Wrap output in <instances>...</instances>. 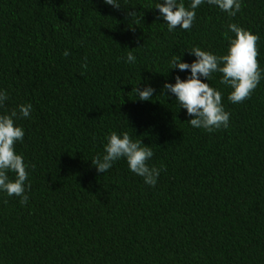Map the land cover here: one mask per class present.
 Returning a JSON list of instances; mask_svg holds the SVG:
<instances>
[{"label":"trees","instance_id":"trees-1","mask_svg":"<svg viewBox=\"0 0 264 264\" xmlns=\"http://www.w3.org/2000/svg\"><path fill=\"white\" fill-rule=\"evenodd\" d=\"M156 2L0 0V114L33 108L16 121L28 202L0 194V264H264V79L233 104L212 75L229 126L211 133L162 87L185 77L169 61L191 63L187 49L224 54L229 23L258 37L264 69V0H241L234 17L202 4L171 33ZM146 84L153 97L140 101L132 90ZM113 131L151 148L154 187L123 159L96 171Z\"/></svg>","mask_w":264,"mask_h":264},{"label":"clouds","instance_id":"clouds-1","mask_svg":"<svg viewBox=\"0 0 264 264\" xmlns=\"http://www.w3.org/2000/svg\"><path fill=\"white\" fill-rule=\"evenodd\" d=\"M103 2L113 8L120 7L119 0ZM205 3L217 7L229 17L236 16L241 8V0H190L187 7L183 0H157L155 9L171 33L189 30L195 20V10ZM227 31L233 35L226 36L227 49L224 54L216 55L199 47L187 49L188 55L195 57L191 63L181 62L180 56H174L169 61V70L184 72L185 77L181 79L176 75L173 77L174 83L165 82L162 86L175 97L179 108L186 110L188 124L209 133L229 126V113L222 104V94L208 83L213 74H221L219 83L231 89L227 100L233 104L247 99L261 79H264V69L259 68L256 59L258 37L235 23H229ZM68 54L67 51L63 52L64 56ZM125 62H136L132 50L127 52ZM132 91L140 101H149L154 89L146 84L142 89L134 87ZM7 99L6 90L0 88V108H3ZM32 110L31 103H24L17 105L16 110L8 114H0V194L19 197L21 205L28 202V165L23 155L15 150V145L22 142L25 135L24 129L16 121L30 118ZM105 140L103 154L91 160L98 173H105L115 162L123 159L128 170L140 177L145 185H156L161 169L149 166L148 161L154 155L150 147L141 140L131 139L128 132H110ZM9 173H14V178H10Z\"/></svg>","mask_w":264,"mask_h":264}]
</instances>
